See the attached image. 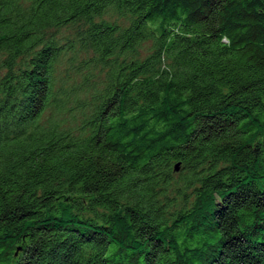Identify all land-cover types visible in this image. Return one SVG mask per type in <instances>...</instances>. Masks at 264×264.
<instances>
[{
    "label": "trees",
    "instance_id": "16d2710c",
    "mask_svg": "<svg viewBox=\"0 0 264 264\" xmlns=\"http://www.w3.org/2000/svg\"><path fill=\"white\" fill-rule=\"evenodd\" d=\"M0 264H264V0H0Z\"/></svg>",
    "mask_w": 264,
    "mask_h": 264
},
{
    "label": "rangeland",
    "instance_id": "374dc122",
    "mask_svg": "<svg viewBox=\"0 0 264 264\" xmlns=\"http://www.w3.org/2000/svg\"><path fill=\"white\" fill-rule=\"evenodd\" d=\"M106 18H108V16H106ZM66 62L67 61L63 60L62 63L59 64V67L57 68L56 72H57V77H60L58 84L68 87L69 85H72L74 84V82L78 81L80 76L78 75V73L76 74L75 71H72V69L67 66ZM80 94L81 97H85L83 93ZM73 112H75L74 109L72 110L70 109L66 112V117H68L67 118L68 124H72L76 121H79L82 117V114L79 110L76 111L74 116H71ZM72 198L74 199L75 197Z\"/></svg>",
    "mask_w": 264,
    "mask_h": 264
},
{
    "label": "water",
    "instance_id": "95a60500",
    "mask_svg": "<svg viewBox=\"0 0 264 264\" xmlns=\"http://www.w3.org/2000/svg\"><path fill=\"white\" fill-rule=\"evenodd\" d=\"M175 167H176V166H175ZM175 169H177V167H176Z\"/></svg>",
    "mask_w": 264,
    "mask_h": 264
}]
</instances>
